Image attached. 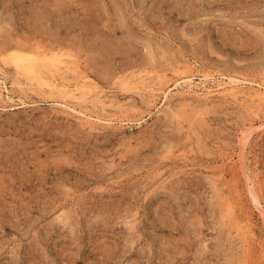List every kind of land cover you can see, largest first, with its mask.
<instances>
[{
	"label": "rangeland",
	"instance_id": "374dc122",
	"mask_svg": "<svg viewBox=\"0 0 264 264\" xmlns=\"http://www.w3.org/2000/svg\"><path fill=\"white\" fill-rule=\"evenodd\" d=\"M259 83L264 0H0V264H264Z\"/></svg>",
	"mask_w": 264,
	"mask_h": 264
},
{
	"label": "bare ground",
	"instance_id": "6f19581e",
	"mask_svg": "<svg viewBox=\"0 0 264 264\" xmlns=\"http://www.w3.org/2000/svg\"><path fill=\"white\" fill-rule=\"evenodd\" d=\"M14 58V62H15V65H16V67L19 69V70H23V71H25V72H28V73H32V74H34L35 72H37V70H38V65L39 64H37L35 61H34V59L32 58V57H29V56H26V55H22V54H19V55H17V56H14L13 57ZM72 59V58H71ZM70 59V60H71ZM69 60V61H70ZM59 61H63V60H59ZM71 61H73V59L71 60ZM39 62V61H38ZM72 63H74V62H72ZM37 64V65H36ZM41 64V63H40ZM77 64V63H76ZM52 66H55V64H53ZM69 68V67H68ZM72 69H74V67H72ZM75 69H77V68H75ZM39 71V70H38ZM53 74V73H52ZM194 76L195 75H192V74H187V75H185L183 78H185L184 79V81H183V83H185V84H187V85H189V87H193L192 85H193V82H194ZM39 78L41 79V80H44V77L42 76V75H39ZM50 80H52V82H50V84L51 85H55L56 86V84H57V86H58V84H60V86H61V90L62 91H65L66 93H74L73 91L74 90H78L79 89V87L80 86H78L77 88H75V89H72L71 87H70V85L69 84H67V83H63V82H61V83H55L56 82V79H50ZM238 79H234V78H231V82H236ZM226 83H229V82H225V84ZM181 84H182V82H181ZM260 84V83H259ZM220 86H221V84H220ZM233 86V85H232ZM260 86L264 89V84H260ZM263 89H261V91H259L256 95L258 96V98L260 99V100H263L264 99V90ZM230 93H236V91L235 90H233V88L230 90ZM256 196V195H255ZM256 198V197H255ZM257 200V199H256Z\"/></svg>",
	"mask_w": 264,
	"mask_h": 264
}]
</instances>
